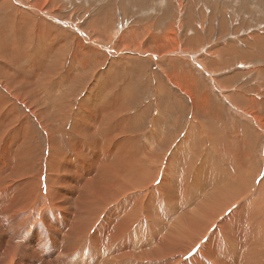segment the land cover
Masks as SVG:
<instances>
[{"label": "rangeland", "instance_id": "rangeland-1", "mask_svg": "<svg viewBox=\"0 0 264 264\" xmlns=\"http://www.w3.org/2000/svg\"><path fill=\"white\" fill-rule=\"evenodd\" d=\"M12 1L0 0V211L15 200L23 203L20 214L35 219L37 210L45 208L47 215L44 213L45 219L39 220L42 223L46 220L44 223L48 224L40 233H29L25 242H20V252L14 253L6 246L11 254L5 258L0 253L2 264H48L51 261L88 264L94 257L97 263L100 261V246L88 236L93 231L91 226L72 231L77 221L84 222V214L94 218L84 200V194L92 186L81 169L73 171L66 165L73 157L72 151L79 157L87 153V157H93L94 150L88 140L93 124L101 127L106 121L114 130L118 129L119 135L113 137L116 141L112 138V148L120 141L125 142L124 149H128L123 154H144L149 138L154 139V135L159 138L154 129L160 130L161 138L168 145L154 146L150 156L161 162L177 149L186 148L193 158L188 175L192 180L205 156L210 163L204 166L217 168L218 154L201 125L203 115L217 116L224 147L236 154L244 168L252 173L247 183L233 181L240 191L250 188V193L241 201L254 193L260 179L264 178V0H122L121 5L118 0H54L52 6H47L48 0ZM59 11L63 17L55 15ZM93 16L102 24L96 28L105 36L102 39L95 30L97 38L85 28L86 21L93 25ZM79 74L84 77L77 80L75 75ZM185 90L192 94L186 96ZM114 108H121L122 113ZM42 109H48L51 116L41 115L38 111ZM100 110L103 115L99 114ZM194 115H198L196 122L192 119ZM50 125L54 128L53 135ZM85 129L91 131L85 132ZM211 132L215 134V130ZM85 145L87 150L83 149ZM56 153L62 162L55 158ZM16 155L19 156L16 158ZM47 160H53L49 161L52 164ZM46 165L50 169H46ZM80 167L94 172L95 168L103 166L85 160ZM179 174L178 168L169 170L167 176L179 181ZM177 197L182 201L178 194ZM57 208L64 215L59 221L51 216ZM244 214L246 212L241 215ZM261 215L258 220L264 221V213ZM98 218L94 219L95 232H105L108 220L104 221V214ZM241 222L238 225L244 232L248 231L244 237L249 238L246 239L251 249L249 255L263 260L264 228L257 233L251 230L252 224L250 227L249 222ZM2 227L0 222V248H4L7 241V232ZM46 229L52 231L45 232ZM238 229L243 233L242 228ZM131 231H135V227ZM42 235L48 241L46 249L39 245ZM255 239L263 244L260 247L254 244ZM256 247L262 249L258 252ZM113 254L110 259L114 258Z\"/></svg>", "mask_w": 264, "mask_h": 264}, {"label": "bare ground", "instance_id": "bare-ground-1", "mask_svg": "<svg viewBox=\"0 0 264 264\" xmlns=\"http://www.w3.org/2000/svg\"><path fill=\"white\" fill-rule=\"evenodd\" d=\"M13 1L17 2L15 0H13ZM118 1L121 5L122 0H118ZM112 3H113V1H111L110 6H112ZM115 3H116V1H115ZM46 4H47V6H52L54 4V0H48ZM61 14L62 13L60 11L58 13H55V15L57 17H63V15H61ZM92 18L95 19V21L93 22V25L91 23H89V21H86V25L84 24L85 28L88 29V33L92 32L91 35H95V37L97 38V35L95 34V33H97V34H99V37L102 39L104 35H102L99 31H96V28L101 27V25H102L99 21L100 19L98 17H94V16ZM105 26H107V24ZM94 30H95V33H94ZM127 33H128V31H127ZM128 34L130 35V33H128ZM186 40L188 41V39H186ZM192 40H194V39H192ZM189 42H190V40H189ZM39 52H40V50H39ZM184 53L185 52H183V54ZM205 59H203V60H205ZM191 60H193V59H191ZM199 60H201V59H199ZM200 62H202V60ZM198 63H199V61H198ZM83 64H85V63H83ZM199 65H200V63H199ZM79 75H81V76L79 77ZM79 75H75L76 78L78 76L77 80L84 77L83 74H79ZM6 88H7V86H6ZM184 92H186V96L187 95L189 96L192 94L191 91L187 92L185 90ZM35 94L36 93H34V95ZM40 100H41V98H40ZM19 101H21V100H19ZM43 106H44V104H43ZM63 106L65 107V104ZM200 107H199V110H200ZM121 108H123V107H121ZM121 108H116V109L114 108V109L117 110L121 114L122 113ZM38 112H40L41 115L47 114V115L51 116V114H52L48 109L47 110L45 109V111H43V109H42ZM90 112H92V111H90ZM104 112H107V111H104ZM92 114H93V112H92ZM94 114H96V113H94ZM99 114L103 115V110H100ZM47 115H46V117H47ZM53 115H54V117H56L57 114L55 115L53 113ZM108 115H109V112H108ZM199 115H201V114H199ZM197 116L194 115V117L192 118L193 122L197 121V119H198ZM203 116H204V118L202 119L203 123L201 125L207 130V132H208V135L206 134L207 140H208V142L211 143L213 149L218 154V158L215 160V161H217V164H216L217 168L215 166L214 167L207 166L210 162L208 163L207 157L205 156V159L202 161V164L199 165L198 169L196 170L197 172H195V174L193 175L192 180L190 179L191 177L188 178V175L190 174L189 172H191V166L193 164L192 163L193 158H192V156H190L191 153H189L188 151H185L186 148L185 149H184V147L182 148L181 145H180V147H181L180 151H178L179 149H177L176 151H174L169 156L170 158H166V159L162 158L161 162H160V160H157V159L150 156L154 150V146L155 147H163L167 143L164 138H161L160 132H159L160 130L158 131L156 128L154 129V132L158 134L159 138H157L155 135L153 137L154 139H152L151 137L149 138L150 142L147 145V149H146V152L144 154L142 152L123 154V152H125L124 150L128 149V147H126V149H124V143L125 142H122V141L119 142L118 140L117 141L119 142L118 143L119 145L116 144L115 145L116 147L112 148L114 145L112 138L115 137L114 135H119L118 133L120 131H118V129L114 130V128L111 127L110 125H108V123L106 124V121L104 122V124H102V123L100 124L101 127L93 124L92 131L90 129H85V132L91 131L89 134L90 138L88 140L91 141V145H92L93 150H94V153L92 152L93 157H91V158L87 157L88 153L85 155V157L84 156L79 157L77 155V152L74 155L72 153L73 152L72 151L71 152V154L73 155L72 159L67 161V163L66 162H64V163H66V165L69 166L70 170L74 171V170L81 169L82 175L85 174L84 177L90 181V185L92 186L90 188V186L88 185L89 183L87 182L88 183L87 185L89 186L90 189L88 188L89 190H87V192L84 194V196H85L84 200H85V203L89 206V209L92 213L91 215L94 218L91 219V216H89V214H84V216H86V219L84 220V222H86V224H84V222H82V220H80V221L76 220L77 222L73 226L74 230L72 229V231H76V230L82 231L87 227V225H90L91 226L90 228L93 229L92 234L89 231L90 235H88V236L89 237L92 236V239L97 243L96 245L100 246V249H101L100 254L101 255H100V261L98 263H97V259L94 257L91 261H89L88 264H96V263L97 264H116V263L117 264H264V262H263L264 259L260 260V258L258 259V258H255V257H252L251 255H249V253H248L249 249H248V243H247L248 242L247 240H249V238H248V235H247L248 239L244 237V235L246 236V232H248V231L244 232L245 230L243 231V227H240L238 225L241 221H245L246 224L249 222L250 227L252 224L251 230L253 229V231H256V232L261 231V229L264 228V221L258 220V217H262L261 213H264V178L260 179L261 181L255 187L254 193L253 194L251 193L250 197L247 200L241 201V198L244 195H247V193L248 194L250 193V192H248L250 190V188L240 191L237 183H235L233 181H238L240 183H247L248 181H251L252 173L250 172V170L244 168L240 158L236 154H232V153L228 152V150L224 147L225 144H223V140L219 134V122H218L217 116H213V118L208 116V115H203ZM91 117L93 118L92 115H91ZM89 120H91V119H89ZM83 121H81V122H83ZM82 125L83 124H81L80 126L82 127ZM103 126L105 129L103 128ZM121 126L122 125H119L121 130H124V127L123 126L121 127ZM45 127H47V126H45ZM50 128H51L50 133H52V135H53V133H55L53 125H50ZM132 129H133V126H132ZM211 130H215V134L213 132L214 135L212 134ZM113 132H115L116 134ZM83 134L84 133H82V136H83ZM84 136L86 138V135H84ZM244 136L246 137L247 134H244ZM125 137L127 138V136H125ZM96 138H97V140H96ZM89 141H88V143H89ZM131 141L134 143L136 142L132 138H131ZM16 142H18V141H16ZM188 142H189V140H188ZM115 143H117V142H115ZM81 144L82 143L80 142L78 144V146H81ZM167 145L168 144H166V146ZM73 147H76V146H73ZM78 148H81V147H78ZM53 149H52V152H54ZM83 149H86V145H85V148L83 147ZM25 150H27V148H25ZM90 151H88V152L90 153ZM79 152H81V150ZM58 153H56L55 158H57ZM69 153H70V151H69ZM49 154H51V153L49 152ZM66 155H68V154H66ZM72 155H70V156H72ZM9 156H10V154L8 155V158H9ZM17 156H19V155H16V158H17ZM52 156H51V158H52ZM62 156H64V155H62ZM58 157L61 158L60 155H58ZM8 158H7V160H8ZM13 158H15V156ZM48 158H50V155H48ZM69 158H71V157H69ZM58 160H56V161H58ZM85 160H87L89 162L96 163V164H100L103 167L102 168L101 167L95 168L94 172H92L91 168H84V167L79 168L80 163L82 161H85ZM49 161L52 162L53 160H49ZM59 161H61V160H59ZM5 162H8V161H5ZM51 162H49V164ZM11 163H12V160H11ZM11 163H9V165ZM146 164H148L150 167H147ZM205 164H207L206 165L207 167L204 166ZM211 164H212V162H211ZM49 166H51V165H49ZM47 168L50 169V167H48V166L46 167V169ZM57 168H58V165H57L56 169ZM178 168L180 169V172H181V174L178 175L179 181H175L173 177L167 176V174L169 173V170H175ZM4 169H5V166H4ZM61 171L63 172L62 169H61ZM10 172H11V170L9 171V173ZM89 173H90V175H89ZM77 174H80V173L78 172ZM51 175H53V174H51ZM55 175H56V173H55ZM80 175H77V176L79 177ZM58 176H59V174H58ZM0 177H1V175H0ZM59 177H57V178H59ZM61 177H62V175H61ZM78 177H76V178H78ZM35 179H37V178L35 177ZM40 179H42V178H40ZM206 179H208V181ZM55 180H54V183H55ZM189 180H191V181H189ZM35 181H37V180H35ZM48 182H47V184H49ZM203 182H205V183H203ZM63 183H65V182H63ZM58 184H60V183H58ZM87 185H85V186H87ZM68 186H69V184H68ZM49 187H50V185H49ZM53 187H54V185H53ZM51 188H52V185H51ZM51 188H50V191L52 192ZM62 188H63V186H62ZM253 189H254V187H253ZM55 190H56V188H55ZM47 192H49V191H47ZM51 192H50V194H51ZM4 194H3V196H4ZM177 194H178V196H180L182 198V201L181 200L178 201ZM192 194H196V195H192ZM52 195H54V194L52 193ZM74 197H73V199H74ZM53 199H51V200H53ZM18 200L23 201V199H20V198ZM35 201H37V200H35ZM8 202H9V200H8ZM22 204H23L22 202L14 200L9 207H5L4 210L2 209L3 210L2 216L0 214V222L4 226L2 228H4L7 232V237H6L7 241H5L6 245H4L5 246L4 248H0V253L5 258H7L8 254H11L8 252L9 250H11L14 253L20 252V251H18V250H20V248L22 246V244L20 242L23 240L25 242L27 236L30 235L29 233H35V234H36V232L40 233V232H42L43 228H45L44 225L48 224V222H46V224L44 223L46 220L43 223L41 222V220H39V219H43V220L45 219V217H44L45 216L44 213L46 212L45 208H44L45 210L42 207L41 208L43 210L35 209V211L37 210L38 212L36 213L34 211L36 213V215L34 216L35 219H32L33 216L30 217V215H27V214H20V205H22ZM51 205H53V204H51ZM75 205H76V203H75ZM234 205L236 207H234V209H233ZM38 207H36V208H38ZM56 207H57V205H56ZM110 207H112V209H110ZM1 208H2V206H1ZM31 209L32 208H30V210ZM60 211L58 210V208L55 209L54 210L55 214L53 215V213H54L53 212L51 214V216L55 217L59 221L60 216H64L60 213ZM82 211L84 213V210H82ZM87 212H88V210H87ZM243 212H246V214L241 215ZM27 213H28V211H27ZM102 214H104V217L106 219L104 221L108 220L107 224H106V231L105 232H102V231L95 232V228H96L97 224L95 225L94 219L97 220L98 216L101 217ZM31 219L34 221L32 222ZM98 219H101V218H98ZM102 221H103V219H102ZM241 224H243V223L241 222ZM98 225H99V223H98ZM99 227L102 229L101 225ZM133 227H135V231L129 232L130 230L133 229ZM244 227L246 228L245 224H244ZM238 228H242L243 233H241L240 229H238ZM49 230H51V229H49ZM49 230L46 229L45 232L49 231ZM251 230H249V231H251ZM58 231H59V229H58ZM58 231H56V232H58ZM56 232H55V234H56ZM77 232H76V234H77ZM88 233H86V234H88ZM251 233L254 234V232H251ZM260 233H262V232H260ZM253 234H250V235L253 236ZM263 234H261V236ZM254 235H257V234H254ZM88 236H87V238H88ZM44 237L42 235V237L39 241V245L41 248L46 249L48 247V241H47V239H45L46 237L45 238ZM74 237L76 238V236H74ZM83 237H85V236H83ZM258 237H260V236H258ZM63 238H64V236H63ZM243 238H244V240H243ZM4 240H6V239H4ZM88 240H89V238H88ZM260 240H259V242H260ZM1 241H2V239H1ZM255 241H256V239H255ZM255 241H253V243L254 244L256 243V245L259 244V247H260V245L263 244L262 242L260 244L257 241L256 242ZM261 241H264V240H261ZM75 242H76V240H75ZM26 243H27V241H26ZM49 243H50V241H49ZM24 245H26V244L24 243ZM0 246H1V244H0ZM2 246H3V244H2ZM6 246L7 247L10 246L11 249L8 248L9 250H7ZM257 247H256V250L259 252V249H262V248L258 249ZM81 248H83V247H81ZM100 249H98V250H100ZM85 250H86V248H85ZM65 251L66 250H64V252ZM262 251H264V249ZM37 252H38V250H37ZM71 252H73V251H71ZM14 253H12V254H14ZM30 253H31V251H30ZM55 253L57 254V252H55ZM67 253H69V252H67ZM111 253H114L113 259H110ZM260 253H261V251H260ZM250 254H251V252H250ZM26 255H29V254H26ZM84 255H85V253H84ZM256 256H257V254H256ZM46 257H47V255H46ZM82 257H83V255H82ZM27 258H29V257H27ZM32 258H34V257H32ZM10 259H12V258H10ZM63 259H65V258H63ZM47 260L49 261V258ZM56 260L58 261V259H55V261ZM59 260H60V258H59ZM14 261H16V260H14ZM4 262L8 263V259L7 260L5 259ZM59 262H60V264H66L67 261L66 262L59 261ZM2 263L3 262H1V260H0V264H2ZM25 263H26V261H25ZM48 264H55V262L51 261Z\"/></svg>", "mask_w": 264, "mask_h": 264}]
</instances>
